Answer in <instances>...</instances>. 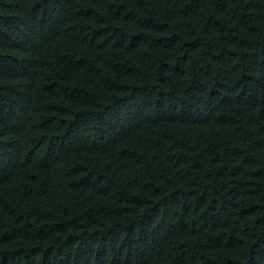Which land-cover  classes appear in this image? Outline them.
I'll return each mask as SVG.
<instances>
[{
    "label": "trees",
    "instance_id": "16d2710c",
    "mask_svg": "<svg viewBox=\"0 0 264 264\" xmlns=\"http://www.w3.org/2000/svg\"><path fill=\"white\" fill-rule=\"evenodd\" d=\"M0 264H264V0H0Z\"/></svg>",
    "mask_w": 264,
    "mask_h": 264
}]
</instances>
